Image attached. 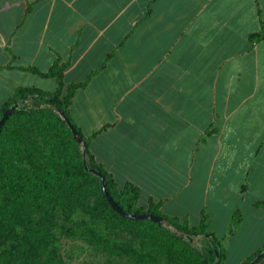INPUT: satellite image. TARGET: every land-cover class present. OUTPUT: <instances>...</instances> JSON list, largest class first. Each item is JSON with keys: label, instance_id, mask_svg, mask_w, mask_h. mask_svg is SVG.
Wrapping results in <instances>:
<instances>
[{"label": "crops", "instance_id": "0c3cea01", "mask_svg": "<svg viewBox=\"0 0 264 264\" xmlns=\"http://www.w3.org/2000/svg\"><path fill=\"white\" fill-rule=\"evenodd\" d=\"M52 66L90 76L69 117L137 207L203 216L223 264L264 248V0H0V108Z\"/></svg>", "mask_w": 264, "mask_h": 264}, {"label": "trees", "instance_id": "16d2710c", "mask_svg": "<svg viewBox=\"0 0 264 264\" xmlns=\"http://www.w3.org/2000/svg\"><path fill=\"white\" fill-rule=\"evenodd\" d=\"M64 66H52L46 73L34 69L22 70L43 78H54L56 88L45 92L34 88H16L12 96L0 108L2 112L12 104H20L18 111L11 114L0 130V264L31 254L39 245L49 228L60 216L69 218L73 206L70 196L82 189L96 196L91 205H86L81 214L101 220L112 229L129 231L134 236L160 233L173 241L179 252L172 253L169 264H223V253L219 242L207 232L204 217L196 227H188L186 221L161 215L156 205L144 210L137 207L138 190L125 184L116 188L110 174L96 164L88 151L91 137L85 139L69 117L68 108L73 92L83 87L82 83L64 87ZM61 114V116H59ZM68 123L80 139L77 145L67 127ZM40 136L44 150V161L38 167L18 168L14 164V152L21 147L31 146L32 139ZM83 165L98 172L104 179L105 191L123 212L130 215H151L162 219L157 225L148 221H129L116 215L102 198L97 178L85 173ZM254 206L264 208V200ZM238 223L235 215L230 229ZM200 237L208 249L203 253L189 243V238ZM130 255L136 264H159L155 256L136 254L129 249L117 248ZM264 256V248L242 264H254ZM26 264V262H25Z\"/></svg>", "mask_w": 264, "mask_h": 264}, {"label": "rangeland", "instance_id": "374dc122", "mask_svg": "<svg viewBox=\"0 0 264 264\" xmlns=\"http://www.w3.org/2000/svg\"><path fill=\"white\" fill-rule=\"evenodd\" d=\"M13 156L19 169L40 166L44 161L41 137L35 136L31 146L16 149ZM95 198L92 191L74 192L70 196L73 206L69 218L59 215L32 253L22 254L10 260V264H136L133 257L121 253L118 247L136 254L148 253L155 256L159 264H169L171 254L181 249L160 233L134 236L129 231L112 229L101 220L81 214V210L91 205ZM189 243L205 255L198 246V237L189 238Z\"/></svg>", "mask_w": 264, "mask_h": 264}, {"label": "water", "instance_id": "95a60500", "mask_svg": "<svg viewBox=\"0 0 264 264\" xmlns=\"http://www.w3.org/2000/svg\"><path fill=\"white\" fill-rule=\"evenodd\" d=\"M20 106H21L20 104L15 103V104L10 105L8 108H6L2 112V114L0 115V130H1V127H2L3 123L5 122V120L11 114L17 112ZM59 116H61V114H59ZM66 127H67L72 139L74 140V142L77 145H81V141L76 136V133H75L74 129L68 123H66ZM83 170H84L85 173H89L92 176H94L95 178H97L98 183H99V192H100L102 198L106 201V203L109 205L110 209L116 215H118L119 217H121L123 219L129 220V221H148V222H151V223H154V224H157V225H162L163 224L162 219L159 218V217H154V216H151V215H142V214L134 216V215H130V214H127V213L123 212L121 209L118 208V206L107 195V193L105 191V185H104L103 177L98 172H96L95 170H93L91 168H88L86 165H83Z\"/></svg>", "mask_w": 264, "mask_h": 264}]
</instances>
